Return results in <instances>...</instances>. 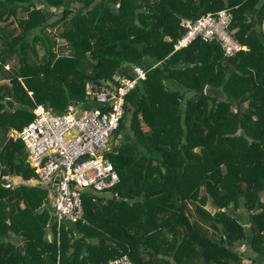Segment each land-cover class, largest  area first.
I'll list each match as a JSON object with an SVG mask.
<instances>
[{
    "label": "trees",
    "instance_id": "1",
    "mask_svg": "<svg viewBox=\"0 0 264 264\" xmlns=\"http://www.w3.org/2000/svg\"><path fill=\"white\" fill-rule=\"evenodd\" d=\"M223 9L247 51L226 57L219 43L196 40L174 52L183 20ZM263 21L264 0H0V264L122 255L134 264H264ZM131 64L146 78L127 95L121 142L108 154L120 176L114 199L84 192L85 222L58 225L47 189L5 187L4 177L36 176L10 133L37 105L89 106L86 82L131 76Z\"/></svg>",
    "mask_w": 264,
    "mask_h": 264
},
{
    "label": "built area",
    "instance_id": "2",
    "mask_svg": "<svg viewBox=\"0 0 264 264\" xmlns=\"http://www.w3.org/2000/svg\"><path fill=\"white\" fill-rule=\"evenodd\" d=\"M231 22L232 15L226 9L195 21L183 20L185 32L174 52L196 40L219 43L226 57L247 51L230 31ZM128 68L131 76L116 74L107 81L86 82V100L93 106L70 104L63 113H55L37 105L34 119L21 131L10 133L25 145L27 163L36 175L35 186L49 191L48 203L58 225L85 222L83 193L109 194L120 182L108 154L118 143L115 135L125 113L126 97L146 78L144 67L131 64ZM2 180L6 188L16 186L14 177ZM107 264L134 263L122 255Z\"/></svg>",
    "mask_w": 264,
    "mask_h": 264
},
{
    "label": "crops",
    "instance_id": "3",
    "mask_svg": "<svg viewBox=\"0 0 264 264\" xmlns=\"http://www.w3.org/2000/svg\"><path fill=\"white\" fill-rule=\"evenodd\" d=\"M259 36L260 37L264 36V21L262 23L261 32L259 33ZM14 179H15V185L25 184V185H28V186H35V183H36L35 180H33V179L29 180V181H24V180H22L21 178H18V177H14ZM102 196L104 197L106 202H110L112 199H114L111 193L102 194ZM144 259L145 260H150V258L148 257L147 254L144 256ZM167 259L171 260V257L168 256ZM173 264H175V262Z\"/></svg>",
    "mask_w": 264,
    "mask_h": 264
},
{
    "label": "water",
    "instance_id": "4",
    "mask_svg": "<svg viewBox=\"0 0 264 264\" xmlns=\"http://www.w3.org/2000/svg\"><path fill=\"white\" fill-rule=\"evenodd\" d=\"M111 10H112V12L114 14H117L118 13V7L117 6L112 5L111 6ZM118 74L121 75L122 74V70H120L118 72ZM206 93L207 94H210V95H216L219 98V100H225L226 99V96L224 95V93H223V91H222L221 88H219V89H212L210 87H207ZM6 104L10 107V109H13L14 108V104L10 100H8ZM55 189H56V187H54V190Z\"/></svg>",
    "mask_w": 264,
    "mask_h": 264
},
{
    "label": "rangeland",
    "instance_id": "5",
    "mask_svg": "<svg viewBox=\"0 0 264 264\" xmlns=\"http://www.w3.org/2000/svg\"><path fill=\"white\" fill-rule=\"evenodd\" d=\"M53 12H55V11H53ZM8 67H9V66H8ZM117 142H118L117 144H119V143L121 142V137L118 138ZM207 209H208L209 211L211 210L209 206H207ZM52 216H53V220H54V215H53V213H52ZM241 249H244V248H241ZM241 249H240V250H241ZM241 251H242V250H241ZM242 253H243V251H242ZM244 262H245V263H249V262L246 261V260H245Z\"/></svg>",
    "mask_w": 264,
    "mask_h": 264
}]
</instances>
